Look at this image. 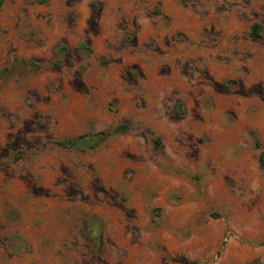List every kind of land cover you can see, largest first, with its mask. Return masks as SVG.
I'll return each instance as SVG.
<instances>
[{
  "label": "rangeland",
  "instance_id": "obj_1",
  "mask_svg": "<svg viewBox=\"0 0 264 264\" xmlns=\"http://www.w3.org/2000/svg\"><path fill=\"white\" fill-rule=\"evenodd\" d=\"M262 160L264 0H0V264H264Z\"/></svg>",
  "mask_w": 264,
  "mask_h": 264
},
{
  "label": "trees",
  "instance_id": "obj_2",
  "mask_svg": "<svg viewBox=\"0 0 264 264\" xmlns=\"http://www.w3.org/2000/svg\"><path fill=\"white\" fill-rule=\"evenodd\" d=\"M258 29H259V26L257 24H255V25H253L251 27V31L249 33V37L251 39H254L255 40V39H258L260 37V34L258 32ZM117 129L119 130V129H121V127H118ZM58 145H64V143L63 142H58ZM262 161H263V164H264V160H262Z\"/></svg>",
  "mask_w": 264,
  "mask_h": 264
}]
</instances>
